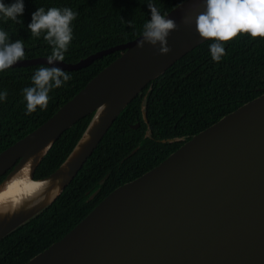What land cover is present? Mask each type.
<instances>
[{"label": "water", "instance_id": "water-1", "mask_svg": "<svg viewBox=\"0 0 264 264\" xmlns=\"http://www.w3.org/2000/svg\"><path fill=\"white\" fill-rule=\"evenodd\" d=\"M199 10L200 0H183L167 12L177 28L169 33L171 50L166 55L147 44L137 49L138 35L77 62H53L62 70H77L121 51L48 119L0 152V176L5 174L0 182V239L50 205L123 108L152 79L206 41L194 25L182 23L183 16ZM46 63L45 57L23 58L11 67ZM91 113L60 165L34 179L36 167L59 136ZM142 114L148 123L146 112ZM20 174L26 178L19 195L10 184ZM28 182L34 184L31 189ZM24 264H264V92L114 188Z\"/></svg>", "mask_w": 264, "mask_h": 264}, {"label": "trees", "instance_id": "trees-1", "mask_svg": "<svg viewBox=\"0 0 264 264\" xmlns=\"http://www.w3.org/2000/svg\"><path fill=\"white\" fill-rule=\"evenodd\" d=\"M183 0H154L168 12ZM9 0H5L8 3ZM147 0H24L21 23L0 20L12 40L22 39L24 58L46 57L51 48L26 28L36 7H69L77 12L65 62L116 46L140 35L148 17ZM206 40L152 79L119 113L81 169L48 206L0 239V264H24L61 238L117 186L146 172L192 135L264 92V38L238 34L224 41L225 55L211 60ZM119 50L70 70L71 79L49 92L48 106L25 114L22 89L44 64L10 67L0 72V152L35 129L94 75L120 55ZM68 71V70H65ZM146 112L148 123L143 120ZM92 113L66 129L34 172H53L71 151ZM139 123L137 128L131 125ZM148 131V133H147ZM182 138L176 142L162 139ZM5 174L0 176V182ZM96 194L89 198L96 191Z\"/></svg>", "mask_w": 264, "mask_h": 264}, {"label": "clouds", "instance_id": "clouds-1", "mask_svg": "<svg viewBox=\"0 0 264 264\" xmlns=\"http://www.w3.org/2000/svg\"><path fill=\"white\" fill-rule=\"evenodd\" d=\"M148 19L143 23L135 47L145 44L155 48L158 55L170 52L169 33L177 28L176 21L154 0H147ZM200 8L194 14L182 17V23L194 25L198 37L210 41L208 51L212 61L219 62L225 55L224 41L231 40L238 34L247 33L249 37L264 38V0H200ZM24 0H0V20H10L22 24ZM77 12L69 7H36L30 14L26 28L33 37H40L51 48L46 64L37 68L31 76V84L22 89L25 101V114L41 110L48 106L49 92L59 88L71 79L69 71L53 66L54 61H63L65 52L73 39L72 22ZM22 39L12 40L10 34L0 27V72L10 68L24 58ZM7 97L5 90H0V102ZM90 139V137H85Z\"/></svg>", "mask_w": 264, "mask_h": 264}, {"label": "bare ground", "instance_id": "bare-ground-1", "mask_svg": "<svg viewBox=\"0 0 264 264\" xmlns=\"http://www.w3.org/2000/svg\"><path fill=\"white\" fill-rule=\"evenodd\" d=\"M25 178H26V176L23 174H20L19 176L17 175L14 178V181L10 184V187L12 188L13 193L20 195L22 187H23V183H24L23 181ZM33 185H34L33 183L28 182V184L26 186L28 187V189H31L33 187ZM10 187H8V188H10ZM2 194H3V191L0 193V199L2 197Z\"/></svg>", "mask_w": 264, "mask_h": 264}]
</instances>
